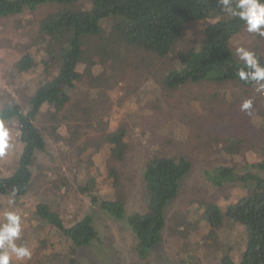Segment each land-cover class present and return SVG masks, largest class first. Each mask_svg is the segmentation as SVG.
<instances>
[{"label":"rangeland","instance_id":"1","mask_svg":"<svg viewBox=\"0 0 264 264\" xmlns=\"http://www.w3.org/2000/svg\"><path fill=\"white\" fill-rule=\"evenodd\" d=\"M86 6V0L47 2L15 16L0 17V105L17 103L27 111L34 90L56 74L54 69L47 76L39 64L20 73L14 65L27 53L39 62L48 58V48L39 36L40 20L63 7ZM205 25L204 21L190 23L186 38L199 43ZM109 27L108 23L104 26ZM241 46L264 56V37L247 32L245 27L230 41L238 61L235 50ZM124 48L120 46V51H126ZM137 52L122 53L115 61L105 59L102 67H93L89 74L82 63L77 69L82 76L68 90L70 98L63 108L45 106L33 120L42 130L45 145L34 154L27 190L12 205L10 196L0 195V221L4 211L18 212L22 233L16 244L26 245L32 252L30 260L18 261L13 256L11 264L68 262L69 253L56 229L35 220V205L40 202L50 204L67 226L85 215L92 217L98 239L77 248L74 264H223L224 256L239 263L244 228L224 214L228 204L248 194L253 183L228 182L215 187L205 172L222 165L239 175H264L260 168L264 160V91H257L254 84L241 85L236 79L188 82L164 90L155 75L167 65L174 66L176 57ZM246 99H252L253 104L245 112L240 105ZM88 106L90 113L85 110ZM7 121L14 148L0 158V177L13 173L20 154L17 122ZM102 121L105 123L100 124ZM118 126L126 135L120 143H109L107 131ZM73 130L76 137L71 135ZM84 147L88 148L82 151ZM152 154L185 155L192 166L179 181L177 197L165 207L160 242L141 259L126 218L111 217L99 202L91 201L89 193L100 199L121 196L125 217L143 212L148 202L143 172ZM110 169L115 172L116 184ZM85 185L88 192L81 190ZM209 203L223 213L218 227L205 219Z\"/></svg>","mask_w":264,"mask_h":264},{"label":"trees","instance_id":"2","mask_svg":"<svg viewBox=\"0 0 264 264\" xmlns=\"http://www.w3.org/2000/svg\"><path fill=\"white\" fill-rule=\"evenodd\" d=\"M76 1L78 0H0V17L15 16L24 9H35L47 2L66 4ZM86 1V7H63L40 20L39 36L43 39V45L48 48L47 59L39 62L32 54L27 53L14 62L17 72L20 73L39 64L47 76L54 69L56 74L51 75L34 90L27 111H23L17 103L0 105V117L6 120L15 119L17 122L16 142L20 145L18 164L13 173L0 177V195L13 198L12 193L15 192V198H19L26 192L31 180L30 165L34 154L45 145L42 130L33 120L45 106L54 107L55 110L63 108L70 98L68 90L73 89L74 81L82 76L77 71L82 63L85 64L86 74H89L93 67H102L105 59L115 61L122 53L145 50L161 58L168 55L176 57L174 66L167 65L158 77L155 75L164 90H175L185 83L204 80L219 82L236 79L244 86L254 84L238 77L237 70L248 69L244 61H238L233 56L230 47L231 39L241 33L245 24L238 17L222 11L219 0ZM196 21L206 23L199 43L186 38L188 25ZM106 23L110 25L108 29L104 28ZM93 35L102 37L93 38ZM120 46H125L126 51H120ZM253 52L261 66H264V56L257 51ZM131 58L135 59L134 54ZM163 72L164 76L161 75ZM154 96L155 94L152 95ZM90 107L85 108L89 113ZM71 135L76 137L78 134L73 130ZM124 135L125 130L118 126L109 129L105 138L109 143H120ZM93 147L98 148L97 145ZM87 148L81 150L85 151ZM119 157L123 158L122 153ZM191 166L185 155L152 154L146 161L143 172L148 194V202L143 212H133L125 217L124 201L119 195L100 199L96 194L89 193L91 201L99 202L101 209L113 218H126L137 239L138 257L143 259L149 255L152 246L160 242L165 224V207L177 197L179 181L189 172ZM260 168L264 171V160ZM110 173L113 184H116L113 169H110ZM205 174L215 187L228 182L253 183L247 195L228 204L224 215L230 222L244 228L245 239L238 264H264V175L249 172L239 175L230 166L222 165H217ZM81 190L88 192L87 185ZM206 207L205 219L214 227L220 226L223 213L219 207L213 203ZM34 217L35 220L55 228L62 238L69 257L68 262L63 261L61 264H74L77 248L98 239L90 215H85L67 226L50 204L40 202L35 205ZM47 259L49 261L50 256ZM222 262L233 264L228 256H224Z\"/></svg>","mask_w":264,"mask_h":264},{"label":"clouds","instance_id":"3","mask_svg":"<svg viewBox=\"0 0 264 264\" xmlns=\"http://www.w3.org/2000/svg\"><path fill=\"white\" fill-rule=\"evenodd\" d=\"M221 10L232 17H238L245 24V30L264 37V0H219ZM236 57L245 62L244 68L237 70L238 77L246 82L254 83L257 91H264V66L259 63L256 54L245 47H237ZM252 99L244 100L240 105L241 111L252 108ZM9 123L0 117V158L5 157L14 148ZM247 195V194H245ZM244 195V196H245ZM242 196V197H244ZM9 205L15 202V192L12 193ZM0 221V264H11L13 256L18 261L30 260L31 250L26 245L18 246L16 241L21 238V216L14 210L2 213Z\"/></svg>","mask_w":264,"mask_h":264}]
</instances>
